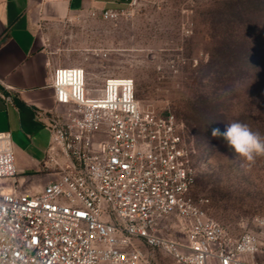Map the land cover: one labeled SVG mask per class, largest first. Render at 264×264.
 Returning <instances> with one entry per match:
<instances>
[{
    "label": "built area",
    "instance_id": "2783aa9c",
    "mask_svg": "<svg viewBox=\"0 0 264 264\" xmlns=\"http://www.w3.org/2000/svg\"><path fill=\"white\" fill-rule=\"evenodd\" d=\"M52 74L58 107L36 110L50 131L42 172L52 178L40 192L21 191L11 134L0 131V264H146L143 246L180 264H264V217L262 235L236 234L193 195L200 159L184 121L142 106L129 76ZM173 217L181 236L165 233Z\"/></svg>",
    "mask_w": 264,
    "mask_h": 264
},
{
    "label": "rangeland",
    "instance_id": "374dc122",
    "mask_svg": "<svg viewBox=\"0 0 264 264\" xmlns=\"http://www.w3.org/2000/svg\"><path fill=\"white\" fill-rule=\"evenodd\" d=\"M259 2L123 1L113 7L119 14L112 20L74 15L43 25L56 68H105L129 76L142 106L173 113L194 130L200 164L193 195L207 198L210 214L236 234H263L257 218L264 217V156L248 161L211 133L239 121L264 136V11L244 17L239 11L240 5L260 8ZM241 38L248 42L244 60L235 61L222 51V41ZM37 172H26L34 175V191L42 186ZM18 179L22 184L24 178ZM182 227V219L173 217L165 233L181 236ZM143 248L146 264H180L161 250Z\"/></svg>",
    "mask_w": 264,
    "mask_h": 264
},
{
    "label": "crops",
    "instance_id": "0c3cea01",
    "mask_svg": "<svg viewBox=\"0 0 264 264\" xmlns=\"http://www.w3.org/2000/svg\"><path fill=\"white\" fill-rule=\"evenodd\" d=\"M123 0H0V131H9L15 154L17 176L23 177L21 191L38 193L52 178L42 172V161L50 131L36 110L58 107L52 86L58 66L48 48L49 35L43 25L68 16L86 18L100 15ZM4 95H10L11 101ZM40 157H37V154ZM38 170L42 186L30 187Z\"/></svg>",
    "mask_w": 264,
    "mask_h": 264
},
{
    "label": "clouds",
    "instance_id": "9594fccd",
    "mask_svg": "<svg viewBox=\"0 0 264 264\" xmlns=\"http://www.w3.org/2000/svg\"><path fill=\"white\" fill-rule=\"evenodd\" d=\"M212 137L221 139L230 150L251 161L255 156H264V136L254 132L246 123L234 121L225 125L224 130H212Z\"/></svg>",
    "mask_w": 264,
    "mask_h": 264
},
{
    "label": "trees",
    "instance_id": "16d2710c",
    "mask_svg": "<svg viewBox=\"0 0 264 264\" xmlns=\"http://www.w3.org/2000/svg\"><path fill=\"white\" fill-rule=\"evenodd\" d=\"M242 1V0H241ZM259 4L262 7H254V6H249V5H240L239 6V11H240V15L242 17H244L245 15H248L250 13H252L253 11H256V13H260L262 11H264V0H259ZM257 5V4H256ZM258 6V5H257ZM248 42L244 39H236V40H228V42L226 41H222V51L226 52L227 55L231 56V58H235V61H242L244 60L243 56H240L243 53V49L247 46ZM186 134H187V140L194 146V141H193V137L195 136V132L194 130H190L189 125L186 123ZM195 147V146H194ZM196 149V147H195ZM197 150V149H196ZM198 153V151H197Z\"/></svg>",
    "mask_w": 264,
    "mask_h": 264
}]
</instances>
